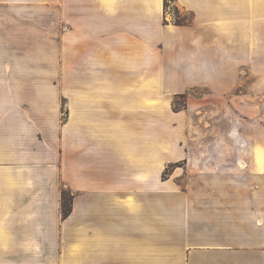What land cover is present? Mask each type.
Wrapping results in <instances>:
<instances>
[{"label":"crops","instance_id":"obj_1","mask_svg":"<svg viewBox=\"0 0 264 264\" xmlns=\"http://www.w3.org/2000/svg\"><path fill=\"white\" fill-rule=\"evenodd\" d=\"M173 1L0 0V264H264V0ZM172 80L248 118L158 141L160 102L213 126Z\"/></svg>","mask_w":264,"mask_h":264},{"label":"rangeland","instance_id":"obj_2","mask_svg":"<svg viewBox=\"0 0 264 264\" xmlns=\"http://www.w3.org/2000/svg\"><path fill=\"white\" fill-rule=\"evenodd\" d=\"M167 11H168V16L170 19L176 20L178 18L183 19L186 23L191 22L193 20V15L190 12H185L181 10L173 0H168V5H167ZM169 18L167 21H169ZM183 24V23H182ZM210 78H208L210 83H213L215 81L214 78V72H208L207 73ZM64 90L63 93V99H62V116L63 119H66L67 117V112H68V106H67V97L64 95L68 94V88H62ZM217 88H215L212 85H204V84H197L195 86L191 87H186L185 85L178 84L175 80L168 81L165 85H163L159 90L162 91L165 96L173 95L171 96L172 100V106L175 111L184 109L187 105V100L190 95H194L195 97L198 98H203L204 102L201 104L204 106L205 110V116L207 117L208 120H210L213 123V126L210 127L206 135L203 133V126L201 128H194L193 123L191 124L188 122V117L185 114L176 115L172 113V109H166V106H164L163 102H160L158 105V109L156 112L153 113V126L155 127L156 130V137L158 141H164L167 139L166 134L163 132L167 127L170 128H181L182 130L185 128L184 133L183 131L180 130V134L174 136L172 135L173 141L175 140V143H180L181 144H187L188 142H195V144H200L199 142L202 141H227V132L230 129H236L239 126H241L243 123H245V119L248 118V115L245 113V111H240L238 109V112L234 116H236L237 121L235 123L229 124L228 122H221L219 125L215 123L217 119V115L222 109H224L227 114L230 112L232 113L233 109L231 106H225L221 107L217 103H215V91ZM187 117V119H186ZM192 121L193 120V117ZM218 131V134L215 136V133ZM171 135V134H170ZM192 135H195V139L197 138L196 141H193L194 139H191ZM215 136V137H214ZM198 142V143H196ZM183 162H177V163H171L166 165V167L163 170L162 177L163 179H167L170 177L172 172L177 166H182ZM69 208V205H65V211Z\"/></svg>","mask_w":264,"mask_h":264},{"label":"trees","instance_id":"obj_3","mask_svg":"<svg viewBox=\"0 0 264 264\" xmlns=\"http://www.w3.org/2000/svg\"><path fill=\"white\" fill-rule=\"evenodd\" d=\"M168 5V0H166V6ZM176 23H178V24H182V23H186L183 19H181V18H178L177 20H176ZM65 213V215H67L68 213H69V210H67V211H65L64 212Z\"/></svg>","mask_w":264,"mask_h":264}]
</instances>
